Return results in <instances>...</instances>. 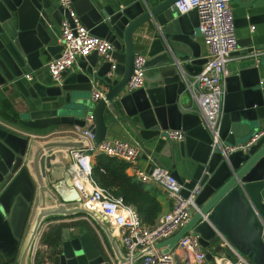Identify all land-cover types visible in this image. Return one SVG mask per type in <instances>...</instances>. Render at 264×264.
<instances>
[{"label": "water", "instance_id": "obj_1", "mask_svg": "<svg viewBox=\"0 0 264 264\" xmlns=\"http://www.w3.org/2000/svg\"><path fill=\"white\" fill-rule=\"evenodd\" d=\"M175 1L70 0L71 9L89 32L113 44L116 64L110 73V63L98 60L92 52L79 57L81 71L69 73L67 69L58 82L47 77L46 63L60 54L55 21L59 16L69 18V10L55 0H0V86L18 85L28 96L27 111L12 117L23 127H82L90 112L93 123L88 128L95 143L107 135L137 140L152 162L146 170L152 165L169 170L183 184L184 194L196 182L201 185L198 210L191 208L187 223L155 245L163 252L191 231L211 262L213 253L224 250L218 242L221 234L253 264H264V134L244 150L226 156L221 152L224 145L245 144L264 120V0H231L244 12L236 17L235 26L237 21L254 26L237 38L240 50L234 53L244 58L236 72L225 78L219 143L214 147L188 87L207 61L198 36L183 28L187 13L198 16L195 9L185 14L174 11ZM151 30L165 42L146 59L144 86L126 92L139 50L135 33L141 36ZM30 70L35 73L26 83L21 76ZM44 70L45 79H37ZM92 82L101 84L103 96L81 109L76 92L91 89ZM167 129L182 130L183 139H162ZM31 136L35 134L0 125V253L11 259L19 248L17 264H29L44 221L85 214L103 231L117 262L127 263L129 258L106 221L82 206L70 176H64L70 161L68 150L83 147V142L53 139L38 144ZM63 179L66 191L62 193L59 183ZM60 243L59 264H108L89 230L63 226ZM225 252L233 256L231 249ZM142 254L137 252L131 261ZM174 259L179 264L177 254Z\"/></svg>", "mask_w": 264, "mask_h": 264}, {"label": "built area", "instance_id": "obj_2", "mask_svg": "<svg viewBox=\"0 0 264 264\" xmlns=\"http://www.w3.org/2000/svg\"><path fill=\"white\" fill-rule=\"evenodd\" d=\"M59 4L69 10V18H64L60 24L59 43L62 49L57 58L46 63L47 72L53 81H59L63 71L69 69L78 57H85L96 52L103 60L110 63V73L115 68L113 44L105 39L93 35L80 21L71 9L70 0H59ZM172 8L179 14L193 9L198 16V31L208 50L207 61L202 65L199 73L189 81L188 87L194 98L203 125L211 135V146L219 143L220 121L222 117V101L225 93V78L228 75L226 63L230 55L237 49L235 18L231 0H176ZM251 30L253 26L250 27ZM146 57L142 53H135L133 70L124 90L132 92L144 86V64ZM34 74L25 73L24 79L32 80ZM102 93L96 90L92 99L97 101ZM93 123L92 114L85 117L84 126H74L68 133L74 139L83 142L80 148L68 150L70 161L68 173L76 188L82 206L103 218L108 225L117 231L129 261L125 264H176L174 255L179 256V264H253L246 256L238 253L230 242L219 234L218 242L223 251L213 253L211 262L206 259L205 250L201 248L198 236L191 231L180 237L176 245L163 252L155 245L176 233L191 217L190 209L198 210L196 198L201 191V185L196 182L187 193H183L184 186L169 170L152 165L148 170L135 168V177L145 183L158 185L172 201L171 208L162 213L155 222L145 224L135 208L126 204L120 196L112 194L108 189L100 186L92 177V163L94 155L104 154L115 157L133 166L142 153V144L137 140L109 137L98 143L94 141V133L88 128ZM264 134V120L258 131L245 144L224 145L221 152L224 156L239 149H246L258 137ZM184 133L180 129H167L161 138L164 140L181 141ZM43 228L37 236L33 253L38 248H46L39 241ZM261 240L264 244V223H262ZM229 248L233 256H228L225 249ZM143 251L136 260L132 257Z\"/></svg>", "mask_w": 264, "mask_h": 264}, {"label": "crops", "instance_id": "obj_3", "mask_svg": "<svg viewBox=\"0 0 264 264\" xmlns=\"http://www.w3.org/2000/svg\"><path fill=\"white\" fill-rule=\"evenodd\" d=\"M58 3H59V0H55V4H58ZM231 6H232V11H233V15L235 19L236 17H239L244 13L243 8L241 6L237 4H231ZM186 15L187 16L183 18V22H184L183 28L189 29L188 31H192L198 36V39L200 41L198 44L200 47L203 46L202 50L205 53L204 54L205 57H207L208 55L207 47L203 43L202 37L198 31V26H197L198 18L196 17L195 13H187ZM64 18L65 17L59 16L57 20L55 21L56 24H58L57 27L54 28L55 35H56V45L60 44L58 37L60 33V24ZM237 23H238V26L236 27L237 38L246 34L248 31H252L250 27L253 24L244 25L243 22L239 23L238 21ZM186 32L187 31H184L183 33H186ZM163 40L165 42L164 38L160 37V35L159 36L157 35L156 30L145 31L141 34V36L135 33L134 44H136L137 48L139 49L136 51V53H142L143 55H145L147 59V57L153 56L158 53V51L163 46ZM176 45L178 44L176 43ZM142 49H144L145 51H143ZM239 50L240 49L237 47L235 51H239ZM230 56L231 57L229 61L226 63V69L228 71V76L236 72L238 63L244 58L242 54H238L234 52H232ZM52 58L53 57H49L48 61ZM98 60H102V59L98 56ZM78 63H80L79 57L77 58L76 62L68 69L69 73H76L78 71H81L77 67ZM26 73L34 74L35 72L30 70ZM44 73H46L45 70L43 72L42 71L39 72V75H37V79L38 78H40L41 80L45 79ZM23 75L21 77H23ZM47 77L50 78L49 75ZM61 81H62V78H60L58 82H61ZM25 82L27 83L29 81L25 79ZM225 88H226V83H225ZM96 90H99L103 95L104 93L103 87L98 82H92L91 89L79 90L76 92V98H77L79 108L86 109L90 107L91 104L96 102L95 100L92 99V94ZM27 100H28V96L20 91V87L18 85H13L10 83L1 85L0 86V125H3L5 127H10L14 130L21 131L22 133H34L35 136H31V139H37L36 141L38 144L43 143L47 140H53V139H60V140L74 139L73 135L68 133L69 130L74 128V126L70 124H61L57 126H51V127H48L42 130H35V129H28L14 122L12 119V117H14L13 113H16L17 114L16 117L18 118V117H21L22 114L27 111V103H26ZM109 137L110 136L107 135L106 138H109ZM146 153L147 152L143 149V145H142V153L139 156L137 163L133 166L126 167L125 172L127 173V175L135 177V168L146 169L150 164H152L151 159L147 156ZM64 176L66 177L69 176L68 170L67 172L64 173ZM64 181L65 179H63L59 183V185L61 186L62 193L66 191ZM148 184L157 187L159 191L158 200H159V203L161 204V212L157 216L158 218L162 213L168 211L171 208L172 201L167 197L166 193L158 185L153 184V183H148ZM59 223H70L68 226L73 231H76L77 229H80V231L82 232L89 230L92 236L94 237L99 247V250L104 256V260L107 261L108 264H119L115 258V255L113 254V251L107 240V237L105 236L103 231L100 229V227L95 223V221L89 218V216L85 214H78L72 217L61 216V218H49L46 221H44V224L42 226L43 227L42 234L47 232L53 225H56ZM107 226L112 232L115 238V241L119 245L121 251L124 253V249H123V246L120 240L119 233L115 231L114 229H112L108 225V223H107ZM39 243L40 245L45 244L41 242V240L39 241ZM45 245H46L45 249L38 248L34 253H32L30 260H29V264H35L36 255H38V264H59V254H60V245H61L60 239L57 242V246L55 249L49 247L47 244ZM18 252H19V248L16 250L15 254L13 255V258L11 259H7L5 255L0 253V260L4 259L5 261H15L17 263Z\"/></svg>", "mask_w": 264, "mask_h": 264}, {"label": "trees", "instance_id": "obj_4", "mask_svg": "<svg viewBox=\"0 0 264 264\" xmlns=\"http://www.w3.org/2000/svg\"><path fill=\"white\" fill-rule=\"evenodd\" d=\"M13 116L16 117L17 114L13 113ZM126 167L127 163L120 159L96 154L92 163L91 175L100 186L108 189L112 194L120 196L126 204L133 206L145 224H151L161 212V204L158 200L159 191L157 187L127 175ZM51 218H61V216ZM69 224L53 225L42 234L41 242L55 249L60 239L61 228ZM14 262L0 260V264H15L16 262ZM35 264H38V255L35 258Z\"/></svg>", "mask_w": 264, "mask_h": 264}, {"label": "rangeland", "instance_id": "obj_5", "mask_svg": "<svg viewBox=\"0 0 264 264\" xmlns=\"http://www.w3.org/2000/svg\"><path fill=\"white\" fill-rule=\"evenodd\" d=\"M15 263V262H14ZM16 264V263H15Z\"/></svg>", "mask_w": 264, "mask_h": 264}]
</instances>
